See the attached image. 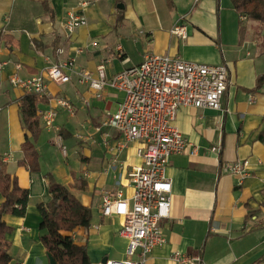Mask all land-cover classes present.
I'll return each mask as SVG.
<instances>
[{"label":"crops","instance_id":"obj_1","mask_svg":"<svg viewBox=\"0 0 264 264\" xmlns=\"http://www.w3.org/2000/svg\"><path fill=\"white\" fill-rule=\"evenodd\" d=\"M81 3L88 5L81 8ZM193 4L194 0H46V10L43 0H0V157L13 155L5 171L29 193L23 216L3 217L11 228L6 239L12 264H49L37 210L38 203L49 201L48 174L91 211L90 226L72 233L74 242L86 247L90 264L126 260L127 241L119 236L124 218L101 213L104 193L132 197L129 173L141 165L139 144L130 143L118 152L121 136L104 126L124 93L110 87L95 92L75 74L70 82L59 84L45 71L74 58L76 72L85 70L96 77L97 68L104 66L109 80L147 55L223 64L228 84L221 111L177 110L172 125L196 152L188 148L168 159L171 208L160 222L165 244L152 251L146 264H177L171 260L174 253L190 258L189 264H264V27L239 18L229 0ZM71 12L83 14L87 23L68 34L64 23ZM184 16L187 38L182 40L170 31ZM16 64L22 79L41 73L46 78L47 95L37 103L36 141L21 123L19 101L24 92L9 81ZM57 99L69 101L72 113L58 106ZM50 109L56 118L49 129L39 113ZM26 140L39 153L37 174L18 164ZM67 144L74 152L71 158ZM213 147L217 153L211 152ZM244 161L249 163L246 176L223 173L224 165Z\"/></svg>","mask_w":264,"mask_h":264},{"label":"built area","instance_id":"obj_2","mask_svg":"<svg viewBox=\"0 0 264 264\" xmlns=\"http://www.w3.org/2000/svg\"><path fill=\"white\" fill-rule=\"evenodd\" d=\"M201 0H194L193 7ZM88 3H81L84 8ZM244 20V18H241ZM181 22L170 33L182 40L187 38L186 26ZM86 18L81 13L71 12L64 23L68 34L85 26ZM80 51H78L79 53ZM57 53L61 55L62 50ZM2 64H0V69ZM15 73L10 84L24 93L44 97L47 95L46 78L41 73L28 79L18 75L21 66H14ZM50 81L65 84L70 82L71 74L79 77V83L88 84L95 92L104 87L124 93V99L116 112L107 118L104 126L115 130L121 141L116 145L118 152L130 143H138L136 155L141 165L129 173L133 195L129 199L120 192L112 196L104 193L101 199L103 216H119L124 224L119 236L127 241L126 260L107 261L105 264H146L154 249L165 244L160 222L169 217L171 208V181L165 176V168L170 156L196 148L175 128L172 123L181 107L222 110V99L228 84V70L225 65H204L186 62L178 57L147 55L142 63L129 67L107 80L104 66L97 68L96 77L82 70L75 71V59L59 61L46 69ZM56 104L69 113V101L57 99ZM0 107V112H1ZM46 128H52L56 112L50 109L39 113ZM65 155L66 149L58 145ZM212 153L218 148L213 147ZM4 164L14 162L11 153L1 156ZM248 161L224 165L223 173L246 176ZM171 260L177 264H189L191 259L174 253Z\"/></svg>","mask_w":264,"mask_h":264},{"label":"trees","instance_id":"obj_3","mask_svg":"<svg viewBox=\"0 0 264 264\" xmlns=\"http://www.w3.org/2000/svg\"><path fill=\"white\" fill-rule=\"evenodd\" d=\"M231 8L239 18L258 23L264 27V0H229ZM43 5L47 10L46 0ZM241 28L242 22H240ZM3 38L0 36V42ZM263 78L258 80V84ZM36 95L24 93L19 101V112L23 129L28 131L36 141L40 127L36 116ZM22 159L19 165L25 166L30 174L39 172V153L34 144L26 140L21 147ZM47 193L49 201L38 203L37 210L41 217L39 231L40 242L44 246L47 258L55 264H90L85 246L77 245L72 233L78 228H88L91 222V211L71 193L70 189L57 183L48 174ZM83 187V185L81 186ZM0 194L3 202L0 205V264H12L8 255L9 242L6 236L11 228L3 220L5 215L23 216L29 201L27 190L21 189L15 177L7 174L5 164L0 157Z\"/></svg>","mask_w":264,"mask_h":264},{"label":"rangeland","instance_id":"obj_4","mask_svg":"<svg viewBox=\"0 0 264 264\" xmlns=\"http://www.w3.org/2000/svg\"><path fill=\"white\" fill-rule=\"evenodd\" d=\"M244 20L246 22H248V20H246V19H244ZM66 148H67V152H68L69 158H71L74 155V152L71 150V148L69 149V144L66 145Z\"/></svg>","mask_w":264,"mask_h":264},{"label":"water","instance_id":"obj_5","mask_svg":"<svg viewBox=\"0 0 264 264\" xmlns=\"http://www.w3.org/2000/svg\"><path fill=\"white\" fill-rule=\"evenodd\" d=\"M48 261H49V264H55L54 261H53L50 257H48ZM105 262H106V261L104 260V261H103V264H105Z\"/></svg>","mask_w":264,"mask_h":264}]
</instances>
